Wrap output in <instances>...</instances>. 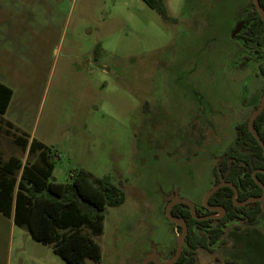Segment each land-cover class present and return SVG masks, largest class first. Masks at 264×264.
Here are the masks:
<instances>
[{
	"label": "rangeland",
	"instance_id": "rangeland-1",
	"mask_svg": "<svg viewBox=\"0 0 264 264\" xmlns=\"http://www.w3.org/2000/svg\"><path fill=\"white\" fill-rule=\"evenodd\" d=\"M164 3L168 19L143 0H0V81L13 91L4 116L51 147L53 180L84 168L125 193L93 236L100 261L84 264L169 259L181 230L167 203L179 196L201 207L235 124L262 95L252 49L231 37L252 0ZM0 151L21 155L3 134ZM9 223L0 215V264H71ZM227 236L214 252L198 250L196 264H264L255 250L264 200Z\"/></svg>",
	"mask_w": 264,
	"mask_h": 264
},
{
	"label": "trees",
	"instance_id": "trees-1",
	"mask_svg": "<svg viewBox=\"0 0 264 264\" xmlns=\"http://www.w3.org/2000/svg\"><path fill=\"white\" fill-rule=\"evenodd\" d=\"M143 1L162 18H169L164 0ZM259 3L264 9V0H259ZM236 37L252 49L249 57L258 61V74L264 81V22L253 3L244 15V29ZM100 52L101 44L97 42L95 56ZM12 93L11 87L0 81V135L9 137L21 152V155L9 154L5 157L0 151V213L6 217L12 216L16 225L25 228L36 241L51 246L68 263L84 264L87 260L99 262L101 247L93 236L103 232L107 207L124 202L123 188L107 175L95 176L84 168L74 169L68 182L53 180L51 147L19 131L13 122L4 117ZM258 103L259 100L253 109ZM248 117L235 124L234 146L212 168L213 185L221 179L230 182L237 189L235 199L238 201L261 196L263 192L254 181L252 171L264 169V155L248 129ZM253 127L264 141V107L255 118ZM256 176L264 184V173L256 172ZM233 194L231 186L222 185L209 197L208 206L224 209V213L218 217L198 219L185 202L171 206L170 214L184 220L188 227L182 253L173 264H196L198 250L214 252L224 246L228 238L222 237L226 226L239 221L252 222L258 217L262 211V201L235 205ZM193 212L197 217L216 214L203 203L200 208L194 206ZM172 224L181 230L180 226ZM255 248L256 255L264 258V243L257 242ZM148 264L155 263L151 261Z\"/></svg>",
	"mask_w": 264,
	"mask_h": 264
},
{
	"label": "water",
	"instance_id": "water-1",
	"mask_svg": "<svg viewBox=\"0 0 264 264\" xmlns=\"http://www.w3.org/2000/svg\"><path fill=\"white\" fill-rule=\"evenodd\" d=\"M252 3L254 4L255 9L259 13L260 18L264 22V9L261 7L259 0H252ZM241 26H243L242 22H238L236 24L235 28L231 31V37L232 38L235 37V34L240 30ZM263 107H264V91L259 98V103H258L257 107L255 109H253L251 111V113L249 114V117L247 120V126H248V129L251 132V134L255 137V139L257 140V142L261 146L262 151H263V155H264V141L260 138L259 134L255 131V129L253 127V122H254L255 118L257 117V115L262 111ZM256 172H263L264 173V169L258 168V169H254L252 171V177H253L254 181L262 188L263 192H262L261 196L249 197V198H246L244 200L238 201L235 199L236 194H237V189L230 182H226L224 179H221L218 183H215L214 185H212V187L205 193V195L203 197V205L209 210L217 211L218 214H207L205 216L197 217L193 212L194 206L189 199L179 197V196H176L173 199H171L166 205V215L175 225H178L181 227V234L177 239L174 254L168 260H166L164 262H159L153 256H147L144 259L143 264H148L149 261H153L156 264H173L181 255L188 227H187V224L184 220L176 218L170 214V208L173 204H175L177 202H185L188 205L190 211L193 213V216L198 218V219H207L210 217L221 216L224 213V209L220 206H215V207L208 206L207 201H208L209 197L222 185H229L233 188V190H234L233 199H234L235 205H244V204L252 203V202H256V201H262V200H264V184L257 178ZM227 227L228 226H226L224 228V234L222 236L223 238L226 235Z\"/></svg>",
	"mask_w": 264,
	"mask_h": 264
},
{
	"label": "crops",
	"instance_id": "crops-1",
	"mask_svg": "<svg viewBox=\"0 0 264 264\" xmlns=\"http://www.w3.org/2000/svg\"><path fill=\"white\" fill-rule=\"evenodd\" d=\"M10 104V103H9ZM8 108H9V105H8ZM8 108H7V110H8ZM6 110V111H7ZM6 113V112H5ZM5 115V114H4ZM5 117V116H4ZM6 119H8L9 120V118H7V117H5ZM11 121V120H10ZM12 122V121H11ZM14 123V122H13ZM0 215L2 216V214L0 213ZM4 216V215H3ZM8 218V220H10V231H11V233L13 232H17L16 231V226L17 227H20V226H18V225H16L15 223H14V221H13V217L12 216H10V217H7ZM18 233V232H17ZM30 234V233H29ZM31 235V234H30ZM42 264H43V261L41 262Z\"/></svg>",
	"mask_w": 264,
	"mask_h": 264
},
{
	"label": "flooded vegetation",
	"instance_id": "flooded-vegetation-1",
	"mask_svg": "<svg viewBox=\"0 0 264 264\" xmlns=\"http://www.w3.org/2000/svg\"><path fill=\"white\" fill-rule=\"evenodd\" d=\"M238 22H242V23H243V26L240 27V30L235 34V36L238 35V33H240L242 29H244V17H243L240 21H238ZM235 26H236V25H235ZM234 28H235V27H234ZM215 212H216V214H218L217 211H215ZM156 260H157V259H156ZM167 260H168V259H167ZM164 261H166V260H164ZM164 261H162V262H164ZM149 262H151V261H149ZM149 262H148V263H149ZM152 262H153V261H152ZM159 262H160V261H159ZM154 263H155V262H154ZM155 264H156V263H155Z\"/></svg>",
	"mask_w": 264,
	"mask_h": 264
}]
</instances>
